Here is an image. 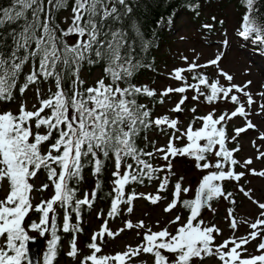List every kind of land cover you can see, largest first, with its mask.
Here are the masks:
<instances>
[{
    "label": "snow or ice",
    "instance_id": "6c2138e0",
    "mask_svg": "<svg viewBox=\"0 0 264 264\" xmlns=\"http://www.w3.org/2000/svg\"><path fill=\"white\" fill-rule=\"evenodd\" d=\"M186 2L199 16L197 0ZM67 6V0H47V3L45 0H10L9 7L0 9V29L17 25L0 38V100L13 99L12 90L24 66L29 63L32 71L24 77L19 88L21 95L29 85L39 83L40 78L45 82L53 80L56 89L54 92L49 89L47 98L41 99L39 107L34 106V110H26L21 104L18 114L0 112V187L6 193L5 198L0 199V264H32L29 244L39 240L29 232L38 233L44 240L42 264H59L58 209L54 206L63 210L62 231L72 232L66 256L76 264H136L131 258L142 253L152 258V264H203L208 256L216 257L218 264H264V202L252 200L249 193L239 187V191L258 206L259 215L247 222L251 231L246 236H232L221 243H214L220 230L215 225L209 226L202 214L205 207L210 208L213 200L223 198L234 203L233 193L225 190L224 182L238 183L245 175V172L235 171V166L239 165L252 175L264 176V171L258 172L251 167L252 158L240 163L234 157L233 153L239 150L238 144L231 149L227 146L230 139L235 141L246 129L255 128L247 120L254 103L250 90H247L252 81L243 85L232 83L233 77L220 68L223 52L204 65L193 60L188 63L187 70L192 73L194 83H187L182 75L186 69H173L170 76L181 81V86L165 89L160 94V102L163 103V96L167 93L181 94L172 109L178 113L187 99L184 93L191 89L194 101L203 98V102L213 106L217 102L230 103L233 109L216 115V107H212L206 115L193 117L199 126L189 122L184 130L177 127L176 119H169L166 115L152 119L151 110L138 104L136 97H154L155 90L127 83L138 67L147 66L141 65L136 53L138 46L143 49L150 46V41L137 27L140 18L136 10L140 7V0H74L71 4L72 22L64 30L56 23L53 13ZM245 6L246 13L237 35L243 41L251 42L259 50L258 54L264 55V21H258L255 15L258 12L255 0H246ZM211 20L212 23L202 25L203 29H215L216 17ZM162 21L163 18L157 21L158 27L162 26ZM219 24L223 26L224 21L220 20ZM70 35L76 37L71 45L64 39ZM223 45L227 48L229 40L224 39ZM85 61L89 65L104 61V72L110 76L111 83L106 84L101 79L95 87L82 89L79 68ZM208 65L216 66L217 79L209 80L203 72L195 71ZM219 77L228 83H221ZM65 79H70L71 95L63 86ZM120 81L126 86L120 87ZM258 94L264 98V92ZM241 95L246 97L249 111H245ZM260 108L264 112V104ZM191 111L195 112V108ZM238 116L244 117L246 123L235 128V135L229 138L226 125ZM153 125L161 131H164L162 126H166L172 129L173 135L169 136L166 147L154 146L151 152H144L136 146L135 138ZM176 132L180 134L177 136ZM181 138L184 142L177 146L174 140ZM259 139L262 144L257 147L259 155L256 159L264 162V150H261L264 134ZM253 144L255 146V141ZM156 153L167 161L165 165L154 167L150 163ZM145 156L147 160L143 158ZM176 157L194 161L195 168L203 174L191 198H186L193 191L191 183L184 186L182 176L171 186V200L164 211L172 213L173 219L168 225L174 231L168 226L153 231L145 227L143 221L136 224L125 221L124 228L136 229L138 235L143 229L141 243L123 252L100 254L105 237L114 238L124 230L114 232L107 227L108 219L120 214L122 204H126L127 211L131 212L137 196H143L153 204L165 198L161 193L169 189L172 160ZM109 159L114 160L115 167L110 208L99 230L92 234L86 245L90 254L81 259L76 233L82 231L79 227L82 212L85 207H93L101 184L97 178L90 199L88 191L84 192L83 198H77L78 188L73 183L83 179L82 172L88 166H91L93 176L99 177ZM40 170L47 174L48 182L43 183L39 191L51 187L52 195L33 205L30 194L34 185L30 181ZM161 171L165 175L159 179L156 174ZM145 179L149 183L159 179L156 195L126 191V185L133 182L143 184ZM178 207L187 214H175L173 210ZM33 212L38 214V219H31ZM231 212L229 209L230 216ZM73 213L75 225L70 223ZM101 218L102 214L98 213L97 219ZM236 227L235 222L230 225L233 231ZM258 237L257 254L242 255L248 251L244 245Z\"/></svg>",
    "mask_w": 264,
    "mask_h": 264
},
{
    "label": "rangeland",
    "instance_id": "374dc122",
    "mask_svg": "<svg viewBox=\"0 0 264 264\" xmlns=\"http://www.w3.org/2000/svg\"><path fill=\"white\" fill-rule=\"evenodd\" d=\"M233 13V11L231 10ZM178 33V34H177ZM177 34V35H176ZM174 43L168 49L167 45L164 46V49L159 53V61L157 64L158 76H146L143 79V82H152L159 89L164 91L167 88H176L181 85V81H177L174 78H171L170 73L175 68H184L186 69L182 75L186 77V80H190L192 73L187 70L188 63H191L193 60L197 64L204 65L209 59H214L220 53H224V56L220 62V68L223 71L227 72L233 77L232 83L243 85L248 80L252 81V84L248 86L247 90H250L254 103L249 111L246 103V97L242 96V102L245 103V111H249L247 117L248 121H251L255 125V128L246 129L245 132L241 133L235 141V146L239 145V150L234 152V157L243 163L244 160L252 158L254 163L251 165L252 168H255L258 172L264 171V162L257 160L256 157L259 155L257 147L261 146L262 142L259 137L261 134H264V112H261L260 105L264 104V98H262L258 93L264 92V68L259 67L256 62L252 59L243 57L239 53L240 47L236 45L234 40V35L232 33L226 34L225 38L230 40V45L228 48L222 49L221 42L213 41L210 45L205 44L204 40L198 35L196 30L190 28L186 24V21L181 19L178 22L175 33L172 34ZM220 36L223 37V34L220 33ZM187 58L185 60L184 58ZM262 69L260 72L259 69ZM204 70L209 75L217 78V68L214 65H208L204 68H197L195 71ZM99 75L97 74L95 78ZM220 82L226 83L223 77H219ZM228 83V82H227ZM40 95L44 93V88H40ZM39 95V96H40ZM179 93H167L165 95V102L157 108V116H168L169 119H178L177 127L181 130L187 128L189 122H193L194 126L199 122L193 121L194 116H203L211 111L212 107H216V113L219 111L230 112L233 107L230 103H217L215 106L209 105L208 103H201L200 100H192L193 91L191 89L186 90L185 95L187 99L184 104L181 105L182 111L177 112L172 111L176 103L180 99ZM38 96H37V87H29L26 92L21 95L16 102L6 105L5 103H0L1 111H17L19 106L23 104L27 110H34V106L38 107ZM229 105V106H228ZM195 108V112L191 111L192 108ZM230 124L227 127L228 136L231 138L235 135L234 129L237 127H243L246 123L244 117H233L229 120ZM171 133H156L151 137L156 140L155 148L166 147L169 136L173 135L172 129ZM179 132H176L175 135H179ZM255 141V146L253 142ZM183 138L181 140H174L176 145L183 143ZM232 145V144H231ZM233 146V145H232ZM264 150V147L261 148ZM161 154L156 153L155 158L153 159V165L163 166L167 163L164 159L160 158ZM155 166V165H154ZM235 171L245 172V175L237 183L235 181H226L228 182L226 186H231L230 192L233 193L232 199L234 203H230L228 200L223 198L213 200L210 204V208L204 210L203 219L209 225H215L219 230L220 234L216 236L214 243H221L224 239L235 236H246L251 229L248 227V221H253L258 215L260 209L252 200H257L259 202H264V176L252 175L246 169L235 166ZM171 172L173 174L169 175V191L167 193H161L165 198L158 201L156 204L151 203L149 200L143 198V196H137L132 202V211L128 212L125 205H121V215L127 221H131L136 224L140 221L144 222L145 227H150L153 231L160 229L161 227L168 226L169 230L173 228L168 225V221L173 219L172 213L164 211V208L169 203L168 195L170 193L171 186L174 185L176 180L179 177H183L184 186H188L191 183L192 193L189 194L191 198L194 196L195 188L198 185L199 179L203 174L197 170L192 162H184L182 164H172ZM33 183V182H32ZM41 178H36L34 181V186H36V191L32 192V203L33 205L38 204L42 199L47 200L49 198V190H44L41 195L38 194V190L41 184ZM159 181L150 188H140L135 193H144V194H157V188ZM243 187L245 191L249 193L252 197L250 200L243 192L239 191V187ZM0 199L5 194L4 189L1 191ZM229 209H232L231 216L229 215ZM127 211V212H126ZM177 215H184V212L178 207L173 210ZM31 219H35L34 212L30 214ZM103 218H106L105 215H102L101 219H97V212L87 220V225H84L83 229L86 230L84 237L85 239L77 238V244L80 249L79 254H88L90 249L86 247L87 243L90 242L91 236L94 232H97L103 223ZM235 222L237 224L236 229L233 231L230 228V225ZM107 227L112 231H117L118 229L124 228V221L108 222ZM140 234H137L136 229H127L124 228L123 231H120L118 235L114 238L105 237V242L102 245V251L100 254H115L116 252L126 251L129 247H136L141 243L140 238L143 235V229H140ZM32 235H35V232H30ZM99 242V238H98ZM259 243V237L250 241L247 245H244L248 249L247 253H242V255L257 254L256 247ZM132 261H136V264H152V258L148 254H141L139 257H132ZM59 264H76L75 261H71L69 257H61ZM203 264H218L216 257L211 256L209 259H204Z\"/></svg>",
    "mask_w": 264,
    "mask_h": 264
},
{
    "label": "trees",
    "instance_id": "16d2710c",
    "mask_svg": "<svg viewBox=\"0 0 264 264\" xmlns=\"http://www.w3.org/2000/svg\"><path fill=\"white\" fill-rule=\"evenodd\" d=\"M45 2L47 3V0H45ZM73 2L74 0H67V5H68L67 7H62L59 10H55L53 13L56 18V23L60 26V28L64 30H67L68 28L61 25L59 14L63 11L69 12L68 22L70 26L73 15V13L71 12V4ZM197 2L200 5L199 16H197L196 13L188 7L186 0H140V7L136 10V13L140 18L137 27L139 28L143 37L146 40L150 41V46L147 49H143L138 46L136 49V53H137V58L140 60L141 65H147V66L138 67L133 73V75L130 78H128L127 83H131L136 86H145L142 84L141 80L145 77V75L156 72V63L158 61V55L155 54V50L156 49L160 50L162 46L168 42L169 35L172 34L174 25L176 24L178 19L181 18L182 16H185L187 17L188 20L193 21L198 27L200 26L202 27V25L206 22L212 23L213 21L211 20V17L215 16L216 17L215 29L219 27L220 29L225 30L229 28L230 24H234L235 28H237L236 33L238 32V29H240L242 24V18L246 13V6H245L246 0H197ZM9 6H10V0H0V9ZM255 8L258 9V12L255 13L258 21H264V0H255ZM231 10L233 11V13L231 12ZM161 18H163L162 26L158 27L157 21L161 20ZM234 18L235 20H231ZM220 20L224 21L223 26L219 24ZM13 28H17V25H7L5 28L0 29V38H3L6 35V33ZM206 31L211 32L208 30ZM64 39L69 45L75 43V41L70 43V41L68 40V36L64 37ZM10 43L11 41H9V44ZM25 67L26 65L24 66L20 77L17 79V83L21 78V76L23 75ZM105 67L106 65L104 61H100L99 63L93 65H89L85 61L80 65L79 78H80V73L84 70H86L89 74H91L95 70H98L102 75V77L99 80L103 79L106 84L111 83L110 76L106 75L104 72ZM48 82L53 83L55 85V82L53 80H49L45 83ZM119 83H120V87L126 86V83L124 81H120ZM96 84L85 85V83H83L81 85V88L84 89L87 87H95ZM63 86L65 90L68 91L69 95H71L70 79H65L63 82ZM148 87L150 89H153L150 86ZM15 88L16 86L12 90L13 95ZM156 100L157 99L155 96L150 98L145 95H139L136 97V101L138 104H144L151 110V118L153 114L152 106L156 103ZM156 129L157 128L155 127V125H153L149 127L147 130L141 131L135 138L136 146L139 149H143L144 152H146V149L150 144L149 134L155 132ZM101 158L103 159V157ZM129 163H131L130 159H129ZM111 168L112 171H110ZM86 171L92 172L91 166H88L83 170L82 177L85 176L84 173ZM113 171H115L114 160L109 159L105 161V166L102 169V172L99 175V177H95L96 180L97 178L100 180L101 187L97 191V197L100 198L101 200H106L111 197L110 195L111 191L108 188V183L111 182V180L113 179L112 177ZM74 184L76 186H79V183L74 182ZM147 184H149V182L145 179L144 183L140 185H147Z\"/></svg>",
    "mask_w": 264,
    "mask_h": 264
},
{
    "label": "water",
    "instance_id": "95a60500",
    "mask_svg": "<svg viewBox=\"0 0 264 264\" xmlns=\"http://www.w3.org/2000/svg\"><path fill=\"white\" fill-rule=\"evenodd\" d=\"M29 250H32L31 247H29ZM30 252V251H29ZM32 259V264H36V260L35 258H31Z\"/></svg>",
    "mask_w": 264,
    "mask_h": 264
}]
</instances>
